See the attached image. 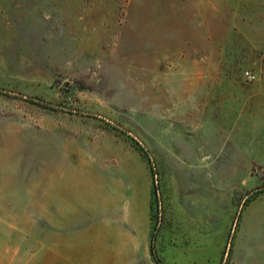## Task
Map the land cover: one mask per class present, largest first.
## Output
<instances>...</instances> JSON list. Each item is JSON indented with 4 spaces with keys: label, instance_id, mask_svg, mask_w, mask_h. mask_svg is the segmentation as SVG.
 <instances>
[{
    "label": "rangeland",
    "instance_id": "1",
    "mask_svg": "<svg viewBox=\"0 0 264 264\" xmlns=\"http://www.w3.org/2000/svg\"><path fill=\"white\" fill-rule=\"evenodd\" d=\"M256 190L264 0H0V264H264Z\"/></svg>",
    "mask_w": 264,
    "mask_h": 264
},
{
    "label": "crops",
    "instance_id": "2",
    "mask_svg": "<svg viewBox=\"0 0 264 264\" xmlns=\"http://www.w3.org/2000/svg\"><path fill=\"white\" fill-rule=\"evenodd\" d=\"M263 200H264V195H258L254 199L249 201V203H247L245 208L243 209L241 221L246 216V214L248 213L250 208H252L253 206L256 207L257 204L259 205V204L263 203L262 202ZM251 218H252V221H251L252 230H251L250 234H251V236L259 237V235L261 233V230H257L258 229L257 227L261 223V220L264 219V208H260L259 210H257V209L253 210ZM241 221H240V223H241ZM239 230H240V226H239ZM239 230H238V232H239ZM237 236H238V233H237V235L235 237V241H234V245H233L232 264H234L233 263V255H234V247H235V244H236ZM80 261H83V260L80 259Z\"/></svg>",
    "mask_w": 264,
    "mask_h": 264
},
{
    "label": "trees",
    "instance_id": "3",
    "mask_svg": "<svg viewBox=\"0 0 264 264\" xmlns=\"http://www.w3.org/2000/svg\"><path fill=\"white\" fill-rule=\"evenodd\" d=\"M256 193H254L253 195H250L246 198L247 201H251L252 199H254L260 192L258 190L255 191ZM149 250H150V253L151 255L157 259V256H156V252H155V249H154V244H153V234H151L150 236V241H149Z\"/></svg>",
    "mask_w": 264,
    "mask_h": 264
},
{
    "label": "built area",
    "instance_id": "4",
    "mask_svg": "<svg viewBox=\"0 0 264 264\" xmlns=\"http://www.w3.org/2000/svg\"><path fill=\"white\" fill-rule=\"evenodd\" d=\"M245 75L249 79L254 77L253 74L251 72H249L248 70L245 71Z\"/></svg>",
    "mask_w": 264,
    "mask_h": 264
}]
</instances>
